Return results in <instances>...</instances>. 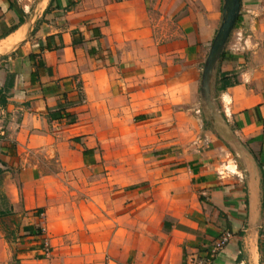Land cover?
Returning a JSON list of instances; mask_svg holds the SVG:
<instances>
[{
	"label": "crops",
	"instance_id": "crops-1",
	"mask_svg": "<svg viewBox=\"0 0 264 264\" xmlns=\"http://www.w3.org/2000/svg\"><path fill=\"white\" fill-rule=\"evenodd\" d=\"M222 11L0 0V264H264V0H241L216 79L251 173L201 104Z\"/></svg>",
	"mask_w": 264,
	"mask_h": 264
},
{
	"label": "water",
	"instance_id": "water-1",
	"mask_svg": "<svg viewBox=\"0 0 264 264\" xmlns=\"http://www.w3.org/2000/svg\"><path fill=\"white\" fill-rule=\"evenodd\" d=\"M240 13L241 0H223L222 20L204 64L200 92L201 104L206 118L212 120L213 126L219 135L236 152L242 155V159L251 173L252 162L255 163L254 157L227 123L216 99L217 66Z\"/></svg>",
	"mask_w": 264,
	"mask_h": 264
},
{
	"label": "built area",
	"instance_id": "built-area-1",
	"mask_svg": "<svg viewBox=\"0 0 264 264\" xmlns=\"http://www.w3.org/2000/svg\"><path fill=\"white\" fill-rule=\"evenodd\" d=\"M230 237H231L230 233L228 232L224 233L215 243L213 253L217 252L218 250L223 249L228 244ZM50 254H51V249L49 245H46L44 247V255L48 257L50 256ZM107 264H150V263L144 262V261L130 260L124 263H115V262L111 263L110 261H108ZM186 264H211V260L208 257H197L187 262Z\"/></svg>",
	"mask_w": 264,
	"mask_h": 264
},
{
	"label": "rangeland",
	"instance_id": "rangeland-1",
	"mask_svg": "<svg viewBox=\"0 0 264 264\" xmlns=\"http://www.w3.org/2000/svg\"><path fill=\"white\" fill-rule=\"evenodd\" d=\"M228 162L227 161H225V162H223V166L221 167V169H224L225 167H224V164L225 163H227V164H229V161L231 160L234 164L236 163V165H237V167H238V170H243L242 169V166H241V163L239 162V160H238V156L235 154V153H230V156L228 157ZM232 165V164H231ZM228 171H231L229 168L227 169ZM244 177H245V175H244Z\"/></svg>",
	"mask_w": 264,
	"mask_h": 264
},
{
	"label": "bare ground",
	"instance_id": "bare-ground-1",
	"mask_svg": "<svg viewBox=\"0 0 264 264\" xmlns=\"http://www.w3.org/2000/svg\"><path fill=\"white\" fill-rule=\"evenodd\" d=\"M25 30V29H24ZM23 30V31H24ZM26 31H27V29H26ZM19 36V35H18ZM14 38V37H13ZM11 39V38H10ZM16 40H14V41H12V42H10V43H8L7 45H5L3 48H4V50H9V49H11V48H13L16 44H17V42H18V39H19V37H17V35H16V38H15ZM10 41V40H9ZM2 45V44H1Z\"/></svg>",
	"mask_w": 264,
	"mask_h": 264
},
{
	"label": "trees",
	"instance_id": "trees-1",
	"mask_svg": "<svg viewBox=\"0 0 264 264\" xmlns=\"http://www.w3.org/2000/svg\"><path fill=\"white\" fill-rule=\"evenodd\" d=\"M22 20V19H21ZM1 213V212H0Z\"/></svg>",
	"mask_w": 264,
	"mask_h": 264
}]
</instances>
